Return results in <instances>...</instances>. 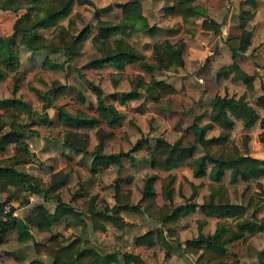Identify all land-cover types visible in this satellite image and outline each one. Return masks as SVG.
Here are the masks:
<instances>
[{"label":"rangeland","instance_id":"rangeland-1","mask_svg":"<svg viewBox=\"0 0 264 264\" xmlns=\"http://www.w3.org/2000/svg\"><path fill=\"white\" fill-rule=\"evenodd\" d=\"M48 1L49 3L55 2V0ZM118 1L125 0L75 2L70 15L60 19L56 26L38 29L43 35L44 42L48 43L60 26H64L67 34L72 36L78 35L84 26L89 27L88 34L80 42V50L76 56L68 59L63 51H52L48 47L36 51L28 50L19 42L20 35L18 34L16 44L13 45L18 56L16 68L9 69L0 60V99H11L10 105L0 106V134L10 128V109H15L19 113L21 123L31 124L24 135L25 144L9 142L5 147H0V164L5 162L11 164L15 158L27 157L25 163H15V168L34 175L48 186L53 179L69 174V181L59 191V196L63 202L71 205L69 195L88 189L86 199L81 202L80 208L78 205H73L77 206L76 209L81 213L77 216L82 217L84 223L77 224L74 221L70 222L71 219H63L45 230H40L43 228L35 222L41 218L44 211L54 209L57 203L55 198L30 193L23 185H19L18 190L14 189L12 192L4 188L1 180L0 210L5 203L9 202L17 213L15 217L25 218L29 227L34 231L35 237L41 240L47 238L49 241V235L57 230L56 233L66 240L75 236L87 237L89 242L90 240L96 241L105 249L124 250L128 249L132 242L129 238L134 235L150 228L160 229L162 227L160 221L146 212L123 211L117 213L121 226L105 222L107 225L105 230L95 231L89 205L96 202L95 206L106 208L108 206L104 205L105 201L109 205L113 204L115 184L120 189L128 191L130 199L136 203L142 196L146 180L153 176L152 185L155 195L152 199L156 205L166 204L170 209L181 204L185 206L178 224L174 226V230L179 235L169 236L170 234L165 229L163 231L164 240L155 235L153 243L155 245L149 248L142 263L165 264L166 253L179 252L180 239L195 237L202 231L205 234L215 231L219 224L226 226L227 234L238 232V219L232 220L231 218L215 222L213 219L207 221L206 218H202L204 216L199 204L210 198H213L215 202L232 200L248 204L244 219L260 223V177L245 180L238 176L232 180L231 170L225 169L221 178L216 180L210 174L211 162H206L205 173L195 175L204 150L195 141V131L190 125L193 122H197L198 125L208 122V116L204 115V112H209L214 96L217 94L234 98L243 95L245 101L254 107L259 115H264V112L256 103V91H248L240 80L234 81L230 76L220 79L216 77L220 65L231 60L230 51L225 50V53L221 51L219 40L214 33L199 31L200 20L197 16L193 18L192 23L189 20L173 18L169 25L172 27L171 32L160 29L153 36L144 30L143 21H136V26L132 31L129 29L124 31V27L106 36L99 35L98 26L101 22L118 24L121 21V10L114 5ZM141 1L144 2L142 10L144 8L148 22L155 25L161 24L165 16L161 7L164 2L161 0ZM230 1L231 5L237 3V0ZM202 2L205 4V0ZM211 2L213 7L215 4L223 7L222 11L228 3L226 0H212ZM3 3L4 0H0V5ZM108 4H113L110 11L100 10ZM33 8L31 13L37 15L41 9L40 6ZM24 11H26L25 7L17 11L0 9V35L11 34L14 20ZM70 20L74 22L71 24ZM165 37L170 41L179 38L186 40L184 54L186 63L183 68L172 64L167 68L159 67L150 71L142 68L139 61L125 62L122 68H117L111 63L101 66L86 65L101 57L104 50H116L120 38L143 53L147 61L155 63L152 45L162 41ZM254 51L257 53H253L250 55V60L245 61H253L254 66L260 68L257 71L260 73L258 74L260 77L258 85L261 87L264 84V1L260 5V48L258 46L257 50L255 48L252 50ZM259 51L260 57H257ZM250 66L253 67V65ZM153 79L162 80L164 84L169 82L167 85L171 89L162 87L161 84L160 86L154 85ZM56 87H63V94L59 98L51 99L53 89ZM96 87H99L98 90ZM131 89L140 91V95L124 104L119 103L118 97ZM49 98L51 104L47 106ZM99 99L117 107L119 118L116 123L109 125L102 116L98 108ZM61 106L98 119L97 124L86 128L87 132H83L89 134V138H85L86 153H74L71 159L67 158L65 152L69 150L62 144L65 133L71 127L63 124L60 119ZM227 110L233 120L230 131L232 142L240 150L247 149L259 157L260 153L264 155V145L259 139L260 121L257 120L248 127L245 125L244 111L238 110V114H234L229 107ZM219 133L220 130L217 127L208 128L205 137L219 135ZM177 139H180L185 146L195 143L196 148L192 155L181 165L171 169L152 167L150 154L153 148L162 141L172 143ZM25 147L29 149V152H25ZM90 152L103 155L118 154L120 162L106 167L100 160L99 170L93 172L94 156ZM162 179L170 180L171 196L169 198L164 195ZM10 195L11 198L8 199ZM26 200L30 201L28 205L25 203ZM107 211L111 213L112 210L108 207ZM113 213L116 212L113 211ZM8 235L11 241L5 248H2L0 255L7 260L10 258L8 252L13 248L12 240L17 242L16 228ZM125 235L129 238L121 240L120 237ZM14 245L16 248V243ZM31 246L32 244L29 243L28 247L18 249L23 259L20 264H27V259L34 256ZM100 246L98 247L102 248ZM233 248L237 251L236 255L243 253L248 264H257L260 261V230L248 234L238 244L233 243ZM101 251L104 252L102 249ZM43 260L49 263L52 259L49 256L44 257Z\"/></svg>","mask_w":264,"mask_h":264},{"label":"trees","instance_id":"trees-1","mask_svg":"<svg viewBox=\"0 0 264 264\" xmlns=\"http://www.w3.org/2000/svg\"><path fill=\"white\" fill-rule=\"evenodd\" d=\"M75 2L81 3L82 0H55L54 3H49L48 0H4V3L0 5V9H10L17 11L20 8L25 7L26 11L16 17L13 23V31L11 34L2 36L0 35V60L9 69L16 68L18 64L17 52L13 49V45L16 44V38L20 35L19 42L25 45L26 49L36 51L44 47H48L52 51H63L68 59L76 56L79 53L81 40L88 34L89 27L84 26L82 30L76 36L67 34L64 26H60L51 39L50 42L45 43L43 35L39 32L40 27L56 26L60 19L65 16H69L72 11L73 4ZM253 3V0L241 1V14L245 15L248 10L243 8L246 3ZM122 8V18L118 24H112L110 22H101L98 26V33L101 36L109 35L113 32H117L122 28H129L130 30L135 28L136 21L146 24V18L142 15L140 4L138 1L129 0L123 3H117ZM35 6H40V11L36 14H32ZM167 12L170 14H188L193 10L205 13V9L194 4L192 0H173L171 4L165 6ZM111 9V5L101 7V11H108ZM243 21V18H242ZM74 21L70 20L72 24ZM243 26V23H242ZM202 27L204 29L219 30V24L212 19L204 18L202 21ZM242 32L239 35L226 39V43L232 50V55L235 57L239 51H243L250 43L251 32L242 28ZM124 32V31H123ZM184 48V41L182 39L176 42H171L169 39H163L160 42L153 44L154 62H149L145 59L143 53L139 52L128 42L123 39H118L117 49L114 51L104 50L101 57L86 63V65L101 66L105 63H111L117 68H122L125 62L139 61L142 68L147 70H153L154 68H167L172 64L176 66L183 64L182 51ZM233 79H241L248 89L253 90V80L255 75L249 74L241 69L234 61L227 66L221 67L218 76L231 74ZM154 85L161 84L162 87H171L164 84L162 80L153 79ZM153 85V86H154ZM157 87V86H154ZM99 87H96L98 90ZM150 88V87H149ZM63 94V87H56L53 89V95L51 99L59 98ZM140 95V91L131 89L118 97V102L124 104L126 101L135 99ZM49 98L46 105L51 104ZM98 108L102 116L106 119L109 125L118 121L119 113L113 104H106L102 99H99ZM11 99H0V106L6 107L10 105ZM256 103L264 108V89L261 94L257 95ZM240 108L246 114L245 125L251 126L257 120L259 114L253 109V107L244 100V96L241 95L238 98L227 97L221 95H215L209 112H204V115L208 116V122L203 125H198L197 122H193L190 126L195 131V141L198 142L204 153L198 163L195 170V175H202L205 173L206 162H211L212 167L210 174L216 180H219L224 173L225 169L231 170V179L235 180L238 176L242 179L249 180L264 176V159L252 156L247 149H238L232 142L231 128L233 120L228 117L226 108ZM10 128L4 133L0 134V147L3 148L9 142L24 143V135L31 124L21 123L19 121L20 115L15 109L9 110ZM60 119L63 124L69 127H90L98 123V119L94 116L82 115L77 110H68L65 106L60 107ZM261 122L264 124V117L261 118ZM216 125L220 133L210 137H205V132L208 128ZM261 139L264 141V133H261ZM87 134L83 132H77L69 128L65 133L64 144L67 147L73 148L78 151H85V142ZM28 147V146H27ZM25 147L27 152L29 149ZM196 145L192 143L185 146L180 139L170 143L162 141L157 144L151 154L150 161L151 166L154 168L171 169L179 166L185 159L192 155ZM29 152V151H28ZM116 156L95 154L93 159V168L100 165L98 163L103 162V165H107L112 160H116ZM13 160V159H12ZM27 161V157L15 158L11 164H0V180L4 184V188L15 189L17 191L19 185H23L25 189L30 193L43 194L45 196L51 190H55L59 186L63 185L66 181V175L58 179H53L49 186L37 179L34 175L19 171L15 168L14 164L18 162ZM153 176H150L142 190L141 198L133 203L130 200L129 193L126 190L120 189L116 185L115 199L116 203L112 207V211H134L139 213L146 212L153 218L160 221L162 227L158 230L150 229L137 237L138 243L145 242L148 246H152L154 243V236L164 240V229L170 235L177 234L174 230L180 220L181 215L184 212L185 206L178 205L173 209H170L166 204L158 206L153 201ZM162 189L165 197L171 196V190L169 188L170 180L162 179ZM13 192V191H12ZM12 195V194H11ZM11 195L8 199L11 198ZM13 196V195H12ZM78 196V195H77ZM248 204H233L215 202L213 198L200 204L201 210L207 214L216 216L221 221L227 220V217L238 219L237 227L238 232L232 233L228 237L229 239L236 238L244 234V232L253 233L256 230L263 228V225L257 224L253 220L244 219V214L248 208ZM106 207V206H105ZM108 207L93 206L90 208V217L94 227L104 228L105 222L112 221L116 225L120 226L118 217L114 216L107 211ZM66 212H72L71 209L64 206H57L53 212L44 211L41 218L38 220L40 228L47 227L48 224L58 221ZM240 218V221H239ZM17 226L18 238L24 240L32 237L28 231L27 225L24 221L15 216H10L9 220L4 222L0 229V241H2L4 231L11 226ZM224 224H219L212 234L207 236L199 234L197 237L189 238L186 240L184 249L186 251H201L197 257V262L201 264H212L222 262L224 264H235L237 259L229 258L224 252L222 245V235L226 231ZM33 246L35 252L38 254H46L52 257L50 264H108L110 260L115 258V253L98 254L94 252L91 243L83 239L80 236H75L70 240L64 239L59 233H54L50 237L49 241L39 242L33 240ZM124 257L126 262L131 259L140 262L141 260L130 253H125ZM29 264H45L42 261L31 260Z\"/></svg>","mask_w":264,"mask_h":264},{"label":"crops","instance_id":"crops-1","mask_svg":"<svg viewBox=\"0 0 264 264\" xmlns=\"http://www.w3.org/2000/svg\"><path fill=\"white\" fill-rule=\"evenodd\" d=\"M82 1H84V0H82ZM126 1H129V0L118 1V2L114 3V5L119 7L120 10H121V18H122V8L120 6H118L117 3H123V2H126ZM134 1H138L139 2L141 13L146 18V24H148V26H144V30H147L152 36L155 35L156 31H160V29H163L165 31L171 32L172 27H170L169 25L171 24V21H172L173 18H180L181 20H189L190 23H192L193 18L195 16H197L198 19L200 20L199 21L200 22L199 31L214 33L216 35V37L218 38V40H219V47L222 49L221 51H224L223 53H225V50L226 51H230L231 60L228 63H226V64L220 65L217 73L219 72L221 67L227 66V65H229V64H231L232 62L235 61L241 69H243L244 71H246L249 74H254L255 75L254 80H253V90H252V92L256 91L257 95L262 93V91L264 89V84H262L261 87H259V85H258V84H260L259 83V80H260L259 75H260V73H258L259 71H257V70H259L260 68L259 67H255L253 61H245V60H247V59L250 60V57H251L250 55H252L253 53H257V51L252 52V50H254V48H255V50H257L258 46L260 48V5H261V3L264 0H253V3L249 2V3L244 4L243 8L248 10V13L245 14V15L241 14V9H242L241 1L242 0H237V3H233L232 5H231V1L230 0H226V3L227 2L228 3L224 7L223 11H222L223 7L219 6V4H215V6L213 7L212 6V2H211L212 0H205V4H204V2H202V0H192V2L194 4H198V5L202 6L205 9V13L193 10L190 13L184 14V15H182V14H176V15L170 14L169 12H167L165 6L167 4H171L173 0H161V1L164 2L161 7L163 8V14L165 16L162 18L163 19L162 23L158 24V25L150 24L148 22V18L146 16V13L144 12V8L142 10V5H144V2L141 1V0H134ZM207 2H208V4H207ZM209 2H211V4H209ZM110 5H111V9H112L113 4H110ZM227 6H228V8H227ZM209 8L212 10L211 12H210ZM5 10H9V9H5ZM110 10H108V11H110ZM206 17L209 18V19L214 20L215 22H217L219 24V30L218 31H214L213 29H204L202 27V21ZM242 18H243V21H242ZM242 23H243V26H242ZM12 27H13V25H12ZM242 28H245L246 30L251 32L250 43H249V45L247 46V48L245 50L239 51V53L235 57H233L232 50L230 49L229 45L226 43V39L231 38V37L236 36V35H239L242 32V30H243ZM128 29L129 28H125L124 31H126ZM132 30H134V28L131 29V30L129 29V31H132ZM165 38L168 39L167 37H165ZM179 39H177V40H179ZM177 40L171 41V42H176ZM182 40L184 41V48H183V51H182L183 64L182 65H178V67H180V68H183L185 66V63H186V57L184 56L185 51H186V40L185 39H182ZM152 47H153V45H152ZM257 57H260V51L257 54ZM250 65H253V67H251ZM156 68H154V69H156ZM150 71H152V70H150ZM217 73H216V77L218 79H220L222 77H228V76H230V78L233 79L231 77V74H229L228 76H225V75L218 76ZM233 80L234 81L240 80L245 85L246 89L248 91L250 90V89H248L246 84L241 79H233ZM167 84H169V82ZM171 86H173V85L171 84ZM221 96H224V95H221ZM258 106L261 108V111L264 112V108L261 105H258ZM115 108L117 109V107H115ZM230 109H231V112H233L234 114H238L237 113L238 110H241L240 108H230ZM253 109H254V107H253ZM254 110L256 111V109H254ZM226 112H227V115H228L227 108H226ZM228 117H230V116L228 115ZM262 117H264V115H259L257 120H259L260 124H261L260 125V132H259V139H260V142L264 145V141H262L261 136H260L261 133H264V124L261 122V118ZM90 127H92V126H90ZM90 127H71V129L74 130V131H77V132H84V131H86L85 130L86 128H90ZM214 127H217V126L213 125L211 128H214ZM211 128H209V129H211ZM87 137L89 138V134H87ZM62 144L65 146V148H67L69 150V151L65 152V154H66L68 159H71L72 155L74 153H77V154H84V152L86 153V150L85 151H78V150H75L73 148L67 147L64 144L63 140H62ZM90 153H91V155H93L95 157V154H92V152H90ZM249 153L252 156L264 159V155H261V153H260V157L256 156V155H253L250 151H249ZM88 155H90V154H88ZM106 155H110V156L112 155V156H116L117 157V159L115 161L112 160L107 165H105L106 167L111 165V164L120 162V157H119L118 154L109 153V154H106ZM99 166L100 165L96 166V168H93V164H92V171L93 172H95V171L97 172L99 170ZM17 170L22 171L20 168L17 169ZM263 178H264V176L260 177V193H261V195H260V225H263V228L260 229V261L257 264H264V179ZM68 181H69V174H68V176L66 175V181H65V183L63 185L59 186L55 190H51L52 193H49V196H46V198L54 197L56 202H57L55 207H54V209L52 211L51 210L50 211L47 210V211L51 213V212H53L55 210V208L57 206H64V207H67V208L71 209L72 212H66L58 221L50 223V225L47 226V227H50L54 223L57 224L60 221H62L63 219H67V220L71 219L70 222L74 221L77 224H83L84 223L83 222L84 219H82V217H78L77 216L78 214L81 215L80 211H78L76 209L77 206H73V205H78L79 208H80L81 202H83L86 199V195H87L88 189L86 188L85 191H82L81 193H78V194L76 192H74L71 196L69 195V201L71 202V205H68L65 202H63L61 200L60 196H59V191L65 185H67ZM116 185L117 184H115V187H116ZM115 191H116V189H115ZM262 196H263V198H262ZM30 197H29V200H30ZM79 197H80V199H78ZM27 201L28 200H26L25 203H27V205H28L30 201H28V202ZM219 202H223V203L228 202V203H233V204H243V205H245V203L234 202L232 200L219 201ZM95 203H93V205H91L92 204L91 203L89 206L90 207L95 206L97 204V203L96 204ZM115 203H116V199H115V192H114V202H113V204L109 205V203L107 201H105L104 205H107L111 209L115 205ZM90 207H89V211H90ZM123 211L125 212L126 210L115 211L116 213H113V211H111V214H113L114 216L118 217L117 213L123 212ZM128 212H130V211H128ZM201 212L203 213V216H204L202 218H206L205 220H207V221H208V219H213L215 222H216V220H219V218H217L216 216L207 215L202 210H201ZM90 213H91V211H90ZM72 218H73V220H72ZM227 219L230 220L231 217H227ZM20 220H22V221H24L26 223L28 231L31 233L32 237L24 239V240H20L18 238V229H17V226H15V225L11 226L7 230H5L3 238H2V241H0V255H1L2 248H5V246L8 244V242L11 241L9 239L10 237H9L8 233H10L14 228H16V231H17V239H16L17 242L12 240L13 244H11V245H13L12 246L13 248L10 249V251L8 252V257H10V258H8V260H7V259H3L0 256V264H20V263H22L23 262V261H21V260H23V259H21L22 258V254H19L18 249L19 248L28 247L29 243H30V245L32 244L31 247L33 248L34 256H32L31 259H27V261H28L27 264H29V262L31 260H33V259L38 260V261H42L45 264H50L52 262V260L49 263H47L45 260H43L44 257H49V256H47L46 254H38V253H36L35 249H34V246H33V240H36V241H39V242H46L47 238L44 239V240H41L40 238L38 239L37 237H35L34 231L29 227L27 220H25V218H22ZM107 222H110L111 224L116 225L112 221H107ZM119 222H121V221H119ZM35 224H38V221H36ZM47 227H44L43 229H40V230H45ZM95 228H96L95 231H102V230H105L107 228V225L105 224L104 228H101V227H95ZM150 229H147L146 231H148ZM146 231H144L143 233H145ZM56 232H58V231L57 230L54 231L53 234L56 233ZM213 232H214V230L212 232H209V233L205 234L202 231L201 234L207 236L209 234H212ZM143 233L136 234V235H134L131 238H129L127 235H125L124 237H120L121 240H125V239L127 240V238H129L132 241L130 246H128V249H124V250L123 249L119 250V249H114V248H111V249L110 248H106L105 249L102 246H100L98 244V242H96V241H91L90 240V242H91V245L93 247L94 252H96L98 254L103 255V254H107V253H115V258L110 260V262H108V264H137V263L138 264H142L143 260H144V255L148 252L150 247L152 248L155 245V244H153L152 246H148L145 242L138 243L137 242V237L139 235H142ZM199 234L200 233H198V235ZM230 234H227L226 232H224L223 235H222L221 241H222V245L224 247V252L226 253V255L229 258L232 259V258L235 257L237 259V262L235 264H248L247 258H245V256H243V253L240 254V255H236L237 251L234 250L233 243L236 242V244H238V242H241V240L243 241V238H245L250 233H245V234H243L241 236H238L236 238H233V239H229L228 238L230 236ZM175 235H179V233H177ZM254 235H255V233H254ZM51 236L52 235H49V237H51ZM169 236H174V235H169ZM197 236H195V237H197ZM82 238L86 239V240H89L87 237H82ZM189 238H193V237H188V238L182 239V240L180 239V241H179L180 242L179 252H177V253L169 252L170 254L166 253L167 259L164 260L165 264H201V263L197 262V257L199 256V254L201 252L200 250L198 252H194V251H186L184 249V247L186 245V240L189 239ZM166 240H168L167 237H166ZM15 243H16V248H15V245H14ZM98 246H100L102 248H99ZM236 246H239V245H236ZM101 249L104 250V252L101 251ZM125 253H130L132 255H135L141 261L137 262L136 260H132L131 259L129 262H126V259L124 257ZM151 254H153V252ZM50 258L52 259V257H50ZM15 259H20V260H15ZM150 262H152V261H150ZM212 264H224V263L217 262V263H212ZM226 264H229V262L226 263Z\"/></svg>","mask_w":264,"mask_h":264},{"label":"built area","instance_id":"built-area-1","mask_svg":"<svg viewBox=\"0 0 264 264\" xmlns=\"http://www.w3.org/2000/svg\"><path fill=\"white\" fill-rule=\"evenodd\" d=\"M17 213L12 209L9 202L5 203L0 210V229L4 222L9 220L10 216H16Z\"/></svg>","mask_w":264,"mask_h":264}]
</instances>
